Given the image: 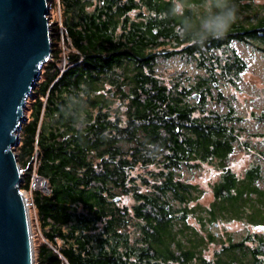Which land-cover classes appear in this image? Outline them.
Wrapping results in <instances>:
<instances>
[{"label":"trees","instance_id":"trees-1","mask_svg":"<svg viewBox=\"0 0 264 264\" xmlns=\"http://www.w3.org/2000/svg\"><path fill=\"white\" fill-rule=\"evenodd\" d=\"M59 1L67 51L51 29L15 150L20 190L32 175L48 183V194L32 196L46 229L35 264H264V157L262 167L233 174L229 157L249 146L241 118L203 108L218 78L233 83L246 67L228 53L232 41L264 54V0H233L231 28L202 45L177 33L185 17L198 25L204 0H186L184 16L171 14L174 0ZM176 54L205 75L167 86L155 66ZM200 164L221 170L207 205L177 174ZM226 222L252 231L237 242L209 231ZM212 244L219 247L208 257Z\"/></svg>","mask_w":264,"mask_h":264},{"label":"water","instance_id":"water-1","mask_svg":"<svg viewBox=\"0 0 264 264\" xmlns=\"http://www.w3.org/2000/svg\"><path fill=\"white\" fill-rule=\"evenodd\" d=\"M48 15L47 0H0V264H34L15 150L27 100L51 54Z\"/></svg>","mask_w":264,"mask_h":264},{"label":"rangeland","instance_id":"rangeland-1","mask_svg":"<svg viewBox=\"0 0 264 264\" xmlns=\"http://www.w3.org/2000/svg\"><path fill=\"white\" fill-rule=\"evenodd\" d=\"M254 3H261L263 0H253ZM49 7V30L58 27L59 34L61 35L60 27L63 22V8L59 0H47ZM133 15V14H132ZM64 37V36H63ZM57 47L63 50L64 54L67 49L64 45V38H59ZM55 46V48H57ZM233 51V52H232ZM229 54H236L241 61L246 65L238 78L234 79L231 83L228 78H218L217 84L212 88L211 97L208 96L205 104V111H213L220 114H225L228 109H231L235 116L241 118L239 126L246 130L245 137L249 142L248 147L234 149L233 154L229 157L227 168L236 176H242L244 172L255 165L262 167V160L264 157V54L252 47L249 43L232 41L229 44ZM64 60L61 61L62 67ZM197 65L193 57H185L181 55H174L168 58H159L155 66L154 74L167 86H170L175 79L180 78L183 85L195 84L201 76L205 75ZM220 98L218 99V96ZM31 97L28 98L26 109L24 110L25 118L28 116L27 111L31 103ZM25 122V120H24ZM23 122V123H24ZM19 135V134H18ZM244 140V139H243ZM242 140V141H243ZM21 168V167H20ZM150 170H153L151 168ZM23 175V169H21ZM144 175L146 173L137 170L134 175ZM177 174H180L181 179L189 184L196 185L202 191V194L197 200L201 205H207L212 201V194L210 186L216 182L221 174V170H217L214 165L200 164L195 167H183ZM23 179V176H22ZM40 180L42 184L37 183ZM22 184V182H21ZM34 191H40L43 194H48V183L32 175L30 189L22 191L26 201L31 237L34 251V264H35V251L37 247L45 242L43 227L39 221L35 209L32 205V196ZM121 205H129L132 202L123 198ZM195 203H191L193 206ZM211 233H217L221 236L223 241H226V234L230 235L232 242L239 241L246 232L252 231L249 227L246 228L244 223L240 222H226L221 223L215 228H209ZM253 232L258 233L259 230ZM219 245H210L206 256H210Z\"/></svg>","mask_w":264,"mask_h":264},{"label":"clouds","instance_id":"clouds-1","mask_svg":"<svg viewBox=\"0 0 264 264\" xmlns=\"http://www.w3.org/2000/svg\"><path fill=\"white\" fill-rule=\"evenodd\" d=\"M186 0H174L170 10L171 14L184 16ZM208 8L206 15H203L195 27L190 17H185L177 35L192 37L193 44L202 45L209 38H222L237 16V8L233 0H204Z\"/></svg>","mask_w":264,"mask_h":264},{"label":"built area","instance_id":"built-area-1","mask_svg":"<svg viewBox=\"0 0 264 264\" xmlns=\"http://www.w3.org/2000/svg\"><path fill=\"white\" fill-rule=\"evenodd\" d=\"M63 65H64V63H63ZM41 179V178H40ZM44 180V179H43ZM46 181V180H45ZM47 182V181H46ZM37 183H40V184H42V182L40 181V180H37Z\"/></svg>","mask_w":264,"mask_h":264},{"label":"bare ground","instance_id":"bare-ground-1","mask_svg":"<svg viewBox=\"0 0 264 264\" xmlns=\"http://www.w3.org/2000/svg\"><path fill=\"white\" fill-rule=\"evenodd\" d=\"M18 137H19V135H18Z\"/></svg>","mask_w":264,"mask_h":264}]
</instances>
